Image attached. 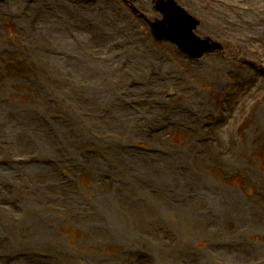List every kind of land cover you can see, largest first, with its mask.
Here are the masks:
<instances>
[{
	"label": "rangeland",
	"instance_id": "374dc122",
	"mask_svg": "<svg viewBox=\"0 0 264 264\" xmlns=\"http://www.w3.org/2000/svg\"><path fill=\"white\" fill-rule=\"evenodd\" d=\"M175 1L0 2V264H264V0Z\"/></svg>",
	"mask_w": 264,
	"mask_h": 264
},
{
	"label": "water",
	"instance_id": "95a60500",
	"mask_svg": "<svg viewBox=\"0 0 264 264\" xmlns=\"http://www.w3.org/2000/svg\"><path fill=\"white\" fill-rule=\"evenodd\" d=\"M159 10L165 14V20L152 24L154 36L160 40H170L187 53L191 58H201L205 53L217 48L195 36L193 29L199 24L173 2L161 3Z\"/></svg>",
	"mask_w": 264,
	"mask_h": 264
},
{
	"label": "bare ground",
	"instance_id": "6f19581e",
	"mask_svg": "<svg viewBox=\"0 0 264 264\" xmlns=\"http://www.w3.org/2000/svg\"><path fill=\"white\" fill-rule=\"evenodd\" d=\"M17 0H13V2H16ZM169 1H172V2H174L173 0H169ZM174 4H175V2H174ZM176 5V4H175ZM138 53H141V52H137V53H134V55H146L144 52L142 53V54H138ZM153 55H156V54H153ZM224 116V114L223 113H221L220 115H219V117L218 118H222ZM217 118V119H218ZM215 120V119H214ZM221 123V120H218V121H216V122H214L213 124H214V126H218L219 124Z\"/></svg>",
	"mask_w": 264,
	"mask_h": 264
}]
</instances>
